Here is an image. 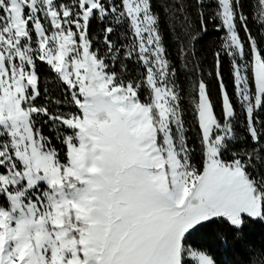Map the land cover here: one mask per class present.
<instances>
[{
	"label": "snow or ice",
	"instance_id": "6c2138e0",
	"mask_svg": "<svg viewBox=\"0 0 264 264\" xmlns=\"http://www.w3.org/2000/svg\"><path fill=\"white\" fill-rule=\"evenodd\" d=\"M252 225L264 0H0V264H264Z\"/></svg>",
	"mask_w": 264,
	"mask_h": 264
},
{
	"label": "trees",
	"instance_id": "16d2710c",
	"mask_svg": "<svg viewBox=\"0 0 264 264\" xmlns=\"http://www.w3.org/2000/svg\"><path fill=\"white\" fill-rule=\"evenodd\" d=\"M217 39V34L210 29V34L207 35L201 42V46L207 48L214 40ZM213 94L215 95V90L213 89ZM249 236L251 240L259 245L264 242V226L262 225H252L248 229ZM236 259H243V256H238Z\"/></svg>",
	"mask_w": 264,
	"mask_h": 264
}]
</instances>
